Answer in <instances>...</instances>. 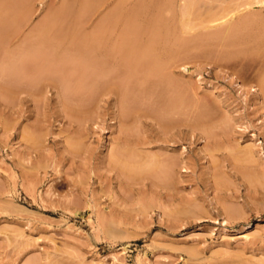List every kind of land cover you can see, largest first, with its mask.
I'll use <instances>...</instances> for the list:
<instances>
[{"label": "rangeland", "instance_id": "rangeland-1", "mask_svg": "<svg viewBox=\"0 0 264 264\" xmlns=\"http://www.w3.org/2000/svg\"><path fill=\"white\" fill-rule=\"evenodd\" d=\"M116 1L0 0V264H264V2L172 0L169 70L204 96L200 122L178 130L163 103L120 87L100 103L97 84L57 93L22 59L45 33H94ZM248 12L254 51L224 45L217 32ZM121 130L140 144H117Z\"/></svg>", "mask_w": 264, "mask_h": 264}, {"label": "bare ground", "instance_id": "bare-ground-1", "mask_svg": "<svg viewBox=\"0 0 264 264\" xmlns=\"http://www.w3.org/2000/svg\"><path fill=\"white\" fill-rule=\"evenodd\" d=\"M192 1H194V0H192ZM242 1L244 2V5L246 4V7L249 5L255 6L256 4H259L260 2L261 3L264 2V0H242ZM200 2H201V0H200ZM208 2H209V0H208ZM231 2H229L230 6H228V5H227V7L223 6L225 8H224L223 14L221 13L222 16H224V15L226 16V14H228L233 9V8L231 9V7H232ZM187 3H188V0H187ZM192 3H194V2H192ZM220 3H214L213 2V4H217L218 6ZM237 3L238 2H236V4ZM170 4L171 5L173 4L172 0H117L116 3L111 8V10L109 11V14H106L109 16L103 18V21L96 26L94 33L79 34L77 32V29H76V31L75 30L72 31L73 29H68V30L66 29L67 31L70 30V32H65L64 34L63 33L58 34V32L57 33H53V32L45 33L44 35H42L38 39V43L41 45L42 48L39 50L37 49V51H34V52L31 51L28 54L26 53L22 59L26 58V60H25L27 62L26 67L29 63L32 64V66L34 67L33 69L36 70L33 72L38 73V75H37L38 79L40 78V80L44 83L43 86L45 85V87L46 86L55 87L57 90V93H59V91L61 90L60 88L63 87V89H64L65 86L68 87V84H70L69 87H73V90H75V91H77V89L82 87V86H86V85L89 86L90 85L89 87H92V85L96 86V84H97L98 85V86H96L97 88L99 86L101 88L103 87L102 88L103 92L100 94V92L98 91L100 96H98V95L97 96L100 97V99L97 98L96 95H95L96 97H94V98H97L98 101L99 100L107 101L108 99L105 98L104 96L108 95L107 97H109V94H111L113 91L116 92V89L119 90V88H117V87H120L122 90L121 93L123 94V98H125V99L132 98V100H134L133 99V97H134L137 100V97L138 98L144 97V98H147V101H146L147 103H148V100L151 99V101H153L155 107H157V105H159L160 103H163V105L161 104L162 107L165 104L167 111L169 112V114H172L173 117L172 116L171 117L174 118L172 122L169 121V123H171V124L173 123L172 127H176L178 130H180L179 128H182V127L193 128L194 127L193 125H195V122H196V119H194V118L198 117L199 113H197V112L199 111V109H202L201 106L203 103L201 102V99L204 96L201 97V94L203 95L202 90L200 89L201 86L200 87L198 86V89L195 86L192 87L190 82L185 81V80L183 81L182 80L183 78L181 80L179 78L177 79L176 75L173 76L174 74L172 75L171 74L172 71L169 70L170 68H172V66H171L172 60L175 59L176 55L179 53V52L177 53L176 48L173 47L174 45H176V43L174 44V42H173L174 40L172 42H169V40H171L169 38L170 29L174 28L173 27L174 25L171 28L169 25L170 23L168 24V22H170V17L166 14V11H168V13L172 11V10L170 11V9H172L170 7L171 6ZM198 4L195 3V5H198ZM204 4H207V3H204ZM191 5H193V4H191ZM195 5H193V6H195ZM233 5H234V3H233ZM244 5L242 3L240 4V6H244ZM220 6H221V4H220ZM195 7H197V6H195ZM236 7L238 8V6H236ZM204 8L205 7H203V10H197V11H199V12L203 11L202 13H204ZM207 8H206V10H207ZM194 9H196V8H194ZM241 9H242V7H241ZM188 10H189V8H188ZM188 10L186 9L187 13H188ZM217 10H219V9H217ZM192 12H193V9H192ZM255 12H248V13L241 15L236 24L233 22V24H235L234 26L229 25L222 32L221 31L217 32V33H220L219 35L221 38H219V39H222L223 41L226 42V44H224V45H228L229 42H232L233 37H234V40L236 39V41L241 44V47L243 46L242 49H244V46L247 45V47H248V44H250L251 42L254 43L256 41V38L258 37V35H257L255 30L259 26L254 30V25L252 23L257 21L256 19L259 17L256 18L257 13L255 14ZM209 13H211V12H209ZM194 14H195V12H194ZM217 14H215V15H217ZM202 15L205 16V13ZM219 15H220V13H219ZM208 17L209 16L205 17L206 20L210 18V17L209 18ZM145 18H147V21L144 22L143 19H145ZM220 18H222V17H220ZM104 20L105 21L107 20V22H109L108 27H107V25L103 24ZM120 21H123V23L125 22L126 27H124L121 35L117 36V35L113 34V29H114L115 24L120 22ZM198 22H199V19H198ZM147 30H149V31H147ZM146 31L149 34L147 36H145L146 38H144V34L147 33ZM75 32H77V34ZM259 33L262 34L263 32L260 31ZM171 34H172V31H171ZM232 34L235 36L231 37ZM261 34H259V36H261ZM215 35H217V34H214V36ZM219 35H218V37H219ZM34 36H35V34H34ZM197 36H196V40H197ZM207 36H209V35H207ZM170 37H172V36H170ZM174 38H176V37H174ZM192 38H191V40H192ZM199 38H201V37H199ZM216 38H217V36H216ZM187 39H189V38H187ZM202 39H204V38H202ZM219 39H217V40H219ZM198 41H200V40H198ZM198 41H196V42H198ZM181 42H182V39H181ZM191 42H189V43H191ZM207 42L209 43V41H207ZM194 43H195V41H194ZM180 44H177V45H180ZM184 44H187V42L186 43L184 42ZM184 44L182 43V45H184ZM199 44H200V42H199ZM195 45H196V43H195ZM229 45H231V44H229ZM233 45H235V44H233ZM250 45L247 48V50L249 51L252 48L250 51L253 52L256 44H254V47H253V45L252 46H250ZM200 46H202V45L200 44ZM185 50H186V48H185ZM240 50H241V48H240ZM247 50H244L245 51L244 54H246ZM252 52H251V54H253ZM20 54H22V53H20ZM242 54L243 53L241 52V58H242ZM248 55H249V53H248ZM178 56H179V54H178ZM246 57H248V56H246ZM243 59H247V58H244V56H243ZM25 61H24V64L26 63ZM20 63L22 64V62H20ZM29 66L32 68L31 65H29ZM30 67L28 69H30V71H32V69ZM185 70H186V68H185ZM35 75H36V73H35ZM182 76H183V74H182ZM117 78L119 81H116ZM262 79L263 80H262V87L261 88H264V78H262ZM123 83L125 84L124 88L126 87L125 91L122 88L124 85ZM130 83H132V84H130ZM121 84H123V85L120 86ZM100 87L97 90H100ZM102 90H100V91H102ZM95 92H97V91H95ZM81 95H83V94H81ZM131 95H132V97H130ZM77 96H79V95H77ZM85 96L87 98V94ZM91 97H93V95ZM80 98H82V96ZM101 101H99V102L101 103ZM123 101H124V99H123ZM204 101H205V99H204ZM149 102H150V100H149ZM99 105L100 104L98 103L97 108ZM204 105H206V104H204ZM146 106H147V104H146ZM102 107H104L103 104H102ZM122 107L123 106H121V108ZM109 108L110 107H108L107 109H109ZM163 108H165V107H163ZM100 109H101V107H100ZM123 109L125 110V107ZM166 109H165V111H166ZM69 110L71 112H73L75 109H73L72 107H69ZM115 110H113V112L111 113V114H114L113 118L118 119L120 117L121 120L120 119H119L120 121L118 120L120 125L123 122H126V120H125L126 118H124L120 113L122 110H120V112H119V110L118 111H115ZM140 110H142V108ZM146 110H147V108L144 111L142 110V112L144 113ZM204 110H205V108H204ZM77 111L79 112V109ZM148 111L151 112V110H147V113H148ZM108 112H110V111H108ZM128 112H130V111H128ZM168 112H166V113H168ZM98 113L100 114L99 116H101V113L100 112H98ZM126 113L123 115L125 116ZM154 113H155V111H154ZM132 114H130L129 116H131ZM157 114L158 113H155V114H153V113L149 114L148 113L147 117L152 116L151 117L152 120H154V121L156 120L155 122L161 123L160 122L161 120L158 119ZM160 114H158V116ZM120 115L123 117V119ZM144 116L145 115H143V117ZM163 117H165V116L163 115ZM201 117H203V116H201ZM77 118H79V117L77 116ZM160 118H162V117H160ZM127 119H129V118H127ZM197 122H200V121L198 120ZM197 122H196V124H198ZM115 123H117V120L113 121V125ZM79 124H81V123H79ZM163 126H165V125H163ZM85 127H87V126H85ZM168 127H170V126H168ZM120 129H121V127H120ZM124 131H126V129ZM117 139L120 140V143H118ZM133 139L134 138L131 136V134L123 133V131H122V133H120L119 135L116 136L117 144L121 145V143H125V144L131 145V147L133 146L132 144H134V143L140 144V141L138 142V141H135V139L134 140ZM142 143H144V142H142ZM148 143H150V142L148 141ZM123 150H121V153ZM117 151H120V149L118 150V148H117L115 152H112L113 153L112 159L115 162L120 160V158H118L120 155V152H117ZM116 152L119 153V155ZM121 156H123V154L120 155V157ZM130 156H132L131 153H130ZM124 157H125V155H124ZM122 160L123 159H121V162H122ZM123 163L125 165V160ZM123 163H122V166H123ZM126 163L128 164V162H126ZM167 165H168V167H164V169H162V170L166 171L170 168L174 169L175 166L177 165V162L174 158H170L167 161ZM128 168H126V169H128ZM165 168H167V169L165 170ZM122 169H123V167H122ZM171 169H170V172L172 171ZM156 171H157V168H156ZM157 173H159V172H157ZM162 174H161V176H163Z\"/></svg>", "mask_w": 264, "mask_h": 264}]
</instances>
